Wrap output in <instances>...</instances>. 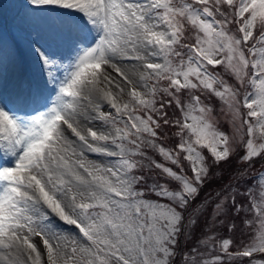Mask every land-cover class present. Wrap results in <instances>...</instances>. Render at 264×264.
<instances>
[{"label": "snow or ice", "instance_id": "1", "mask_svg": "<svg viewBox=\"0 0 264 264\" xmlns=\"http://www.w3.org/2000/svg\"><path fill=\"white\" fill-rule=\"evenodd\" d=\"M26 6L53 18L74 55L57 76L62 58L35 47L43 88L21 83L5 95L0 84V264H264V172L193 207L219 175L211 169L238 150V163L264 159V0ZM165 126L176 129L174 147L159 142ZM208 204L213 226L243 213L247 242L232 251L213 232L181 252Z\"/></svg>", "mask_w": 264, "mask_h": 264}, {"label": "rangeland", "instance_id": "2", "mask_svg": "<svg viewBox=\"0 0 264 264\" xmlns=\"http://www.w3.org/2000/svg\"><path fill=\"white\" fill-rule=\"evenodd\" d=\"M230 27L232 31H235L233 25ZM35 47L55 52L62 58L60 63L50 70L57 76L63 75L61 65H67L74 55L71 46L61 39L52 17L29 9L26 6V0H0V84L5 95L21 83L31 85L33 88H43L44 81L49 77L41 75L37 58L33 54ZM220 73L224 74L223 67ZM225 79L239 87L231 76L225 74ZM209 103L214 108L213 115L218 121V127L231 135L229 118L220 112L219 101L212 98ZM238 151L240 155H243V149ZM90 159L98 162L107 160L97 156H90ZM262 172L264 170L260 173Z\"/></svg>", "mask_w": 264, "mask_h": 264}, {"label": "trees", "instance_id": "3", "mask_svg": "<svg viewBox=\"0 0 264 264\" xmlns=\"http://www.w3.org/2000/svg\"><path fill=\"white\" fill-rule=\"evenodd\" d=\"M233 29H235V25H233ZM222 67H217L216 71L221 72ZM182 99H186L185 96ZM168 116L170 119H175L176 116L179 115V110L176 109L175 103L173 102L172 106L166 109ZM175 128H170L165 126V131L161 133L164 136V139L159 141L165 147H174L177 143V138L172 135L175 132ZM206 151V150H205ZM149 157L159 161L164 162L162 158L152 152L151 150L148 151ZM240 156V152L238 151L237 154L233 155L229 160L222 162L219 167H213L211 169V174L219 173L217 178L210 179L201 189L199 196L193 203V207L196 205L201 204L202 201L205 200L206 196L209 194L214 195L217 191L221 190L226 184L230 182V180L235 184V186L241 191H245L247 188L253 185V178L256 174H259L262 170H264V159L256 158L254 161L251 162V165L246 163H238ZM147 163V161H146ZM175 168L174 165H169ZM185 167H187V162H185ZM247 169V174L242 175L244 170ZM159 170H154L153 172H148L145 169L144 174L149 177L156 176ZM237 177V179H233ZM152 180L149 179V183ZM155 199V197H150ZM238 203H247V197L245 196H237ZM212 208L213 204H208L206 210L203 211L201 215L198 217V222L196 223L195 227L191 230V234L188 238L181 237L180 238V251L186 252L190 249L196 247L198 242L206 235H210L211 233L215 232L218 238H227L231 239L234 242L233 247L231 248L232 251H236L238 247L241 245V242H247L248 240V230L245 229L243 225V220L246 218L242 213L240 216H235L229 212V215L225 219L224 225L217 224L216 226L212 225ZM234 223L236 225L235 229L231 232L228 231V224ZM257 259H262L264 256L260 254H256ZM249 258H245L247 262Z\"/></svg>", "mask_w": 264, "mask_h": 264}, {"label": "bare ground", "instance_id": "4", "mask_svg": "<svg viewBox=\"0 0 264 264\" xmlns=\"http://www.w3.org/2000/svg\"><path fill=\"white\" fill-rule=\"evenodd\" d=\"M71 51H72V48H71ZM27 56H28V55H27ZM28 58L31 59L29 56H28ZM29 59H28V60H29Z\"/></svg>", "mask_w": 264, "mask_h": 264}]
</instances>
